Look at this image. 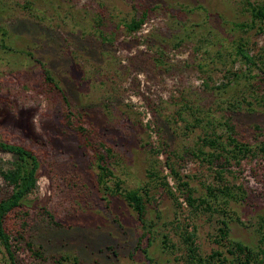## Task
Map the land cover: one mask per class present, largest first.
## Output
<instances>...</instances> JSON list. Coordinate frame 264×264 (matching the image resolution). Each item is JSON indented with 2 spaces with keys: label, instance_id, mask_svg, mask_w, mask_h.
<instances>
[{
  "label": "rangeland",
  "instance_id": "obj_1",
  "mask_svg": "<svg viewBox=\"0 0 264 264\" xmlns=\"http://www.w3.org/2000/svg\"><path fill=\"white\" fill-rule=\"evenodd\" d=\"M150 5L128 32L123 22ZM236 40L258 66L236 59ZM262 57L264 29L250 27L244 0H0V138L40 160L37 186L6 219L17 260L187 264L191 231L201 255L231 258L235 241L264 247ZM226 122L249 150L210 162L202 138L232 147L218 137ZM100 155L112 171L103 183ZM116 181L149 188L144 223ZM180 181L209 204L191 205ZM9 190L0 177V197Z\"/></svg>",
  "mask_w": 264,
  "mask_h": 264
},
{
  "label": "trees",
  "instance_id": "obj_2",
  "mask_svg": "<svg viewBox=\"0 0 264 264\" xmlns=\"http://www.w3.org/2000/svg\"><path fill=\"white\" fill-rule=\"evenodd\" d=\"M246 10L250 14V27L256 26L258 29H264V2H253L252 0H244ZM156 5L145 6L141 13L137 16H132L129 20L123 22L126 30L128 32H133L138 30L144 22L147 20L149 13L154 9ZM239 27H244L245 22L241 21L237 24ZM105 38V34H101ZM251 49L246 45L245 41L236 40L233 46V53L236 59L244 61L249 67L258 66V62L250 51ZM264 59V57H262ZM264 72V70H262ZM44 76L47 82H53V76L48 68H44ZM54 86L60 91L64 99L67 101V96L63 88L54 83ZM67 104L70 108V105L67 101ZM70 108V112H71ZM227 131L225 135L218 137H227V144H233L232 147L228 148L224 144L219 145L216 138L211 136H204L202 142L209 146H212L213 150L209 151V157H205L206 160L212 162V158L221 159L228 162L230 156L229 151L232 153L235 151L241 152L245 155L247 150L246 144L241 140L237 139L234 134L233 125L226 122ZM107 150L111 149L110 147L106 148ZM0 151L8 152L11 154L10 159H1L0 158V177L1 179L10 187L8 193L0 197V243L4 246L7 253V259L4 261V264H22L17 260V254L14 249V242L11 238L9 229L6 226L7 216L13 211L17 206H19L22 200L26 195L31 192L36 186L38 181V171L40 167V160L38 155L29 147L24 144L9 141L6 139L0 138ZM203 152L201 149H198V152ZM233 155V154H232ZM235 156V155H234ZM100 160L98 163L99 173L98 181L103 183L106 181V177L112 174L110 168L105 164L102 155H100ZM171 170L175 172L174 167H171ZM152 173V172H151ZM178 177L177 171L175 172ZM117 185L114 189V192L123 196L132 209L136 212V217L144 223L145 212H146V202L149 194V188L144 186L142 190L140 188H130L122 190L119 187L120 181L115 182ZM183 185L186 192V200L193 206H198L203 203L209 204L208 199L205 197L194 196L192 193V188L189 185L188 181H180ZM166 184V181H164ZM107 188V186H105ZM227 188V186H226ZM208 191L211 193V189L207 186ZM224 191V190H222ZM225 192V191H224ZM264 222V216L261 217ZM222 223L226 225V220L222 219ZM219 241L220 239H225L227 237L228 229L225 226L220 227ZM194 232L191 231L188 233L189 246H188V255H187V264H214L216 261L217 264H224L228 261L230 264L235 262L239 264H250L252 262H262L264 259V247H259L258 251L252 249L246 243L241 241H235L229 246H227L226 252L231 254V258H228L225 255V251L219 248L212 249L206 255H201L197 252V247L194 244L193 240ZM166 236H164L163 242L166 244ZM29 248L34 252L35 255L41 256V251L35 249L31 242L26 243ZM261 254V257H258ZM64 261V256L60 255L59 257L54 258L53 264H60ZM65 264V263H64Z\"/></svg>",
  "mask_w": 264,
  "mask_h": 264
}]
</instances>
